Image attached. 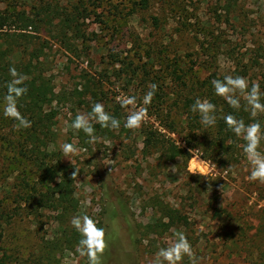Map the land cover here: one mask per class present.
Returning <instances> with one entry per match:
<instances>
[{"label": "rangeland", "instance_id": "rangeland-1", "mask_svg": "<svg viewBox=\"0 0 264 264\" xmlns=\"http://www.w3.org/2000/svg\"><path fill=\"white\" fill-rule=\"evenodd\" d=\"M16 13L25 15L24 29H18L23 22ZM0 15L10 17L0 27V48L13 40L27 45L13 57L26 61L32 51L53 85L47 111L55 115L45 159L60 165L59 175L79 169L72 179L76 202L67 212L40 206L45 188L28 128L17 129L0 102V257L7 264H29L43 241L63 240V231L74 229L71 218L83 214L106 231L102 264H153L178 232L186 234L201 264H264V183L248 181L243 142L227 163L225 154L215 158L207 146L209 129L187 144V133L194 132L187 117L193 104L184 106L187 90L190 98L205 99L200 83L214 75L243 76L264 91V0H147L145 7L140 0H0ZM151 84L158 89L149 119L140 129H126L129 109L118 97L142 100ZM96 102L121 126L111 130L93 122L99 140L90 144L71 125ZM257 120L264 127V113ZM148 132L181 145L184 153L169 159L159 144L146 147ZM65 142L77 145L79 154L66 158ZM193 155L216 169L207 176L191 174ZM172 166L179 171H169ZM158 202L177 209L182 219L149 231L147 225L160 217ZM64 242L52 264H88L74 240ZM183 264H189L187 257Z\"/></svg>", "mask_w": 264, "mask_h": 264}, {"label": "clouds", "instance_id": "clouds-1", "mask_svg": "<svg viewBox=\"0 0 264 264\" xmlns=\"http://www.w3.org/2000/svg\"><path fill=\"white\" fill-rule=\"evenodd\" d=\"M9 74L12 79L6 85L3 115L14 120L17 129H27L31 127V121L21 113L18 106L20 99L28 91L25 84L26 76L18 72L15 67L9 68ZM211 84L215 95L224 98L227 104L237 111L241 108V98L246 101V110L249 111L253 122L245 124L243 119H238L231 113L224 115L222 119L227 128L244 141L242 150L251 166L248 181L264 183V151L260 150L264 141V127L256 119L258 114L264 113V91L261 90L259 82L250 84L246 77L239 75H224L222 80L213 79ZM157 89V84H151L142 100H138L136 96L118 97L121 107L129 109L123 124L126 129H140L149 119L148 106ZM191 111L199 114L200 122L205 127L216 125V105L208 99L197 98L191 106ZM93 122L99 124L101 128L111 130H119L121 126V121L106 111L101 102L94 103L90 112L77 114L71 126L77 131H83L89 137L88 143L94 144L99 138L95 134ZM62 151L66 158L69 155L79 154L78 146L67 142L62 145ZM191 151L193 150L190 149L189 152ZM201 156L191 157L189 171L193 175L207 176L216 169V165L211 160L200 159ZM169 171L175 174L179 170L176 166H172ZM78 173L79 169L74 168L71 178L76 180ZM70 224L80 236L76 253L80 257H86L88 264H102V256L108 248L105 229L98 227V221L87 214L74 215ZM185 257L188 258L189 264H201L202 258L197 256L186 234L178 232L170 246L161 247L157 251L153 264H183Z\"/></svg>", "mask_w": 264, "mask_h": 264}, {"label": "trees", "instance_id": "trees-1", "mask_svg": "<svg viewBox=\"0 0 264 264\" xmlns=\"http://www.w3.org/2000/svg\"><path fill=\"white\" fill-rule=\"evenodd\" d=\"M140 4L142 7L147 6V0H140ZM16 15L19 20L23 22V24L18 26V29H24L27 27L28 24L25 15H19L18 13H16ZM9 18L10 17L8 16L0 15V27L4 26ZM68 20L69 18H66L64 19V22L67 24ZM153 20L157 22L156 17H154ZM27 42L29 43V41ZM27 47V45L17 44L16 40H13V42H9L4 48H0V102H4V96L7 91L6 85L12 79L9 74V68L15 67L18 72L26 76L25 84L28 91L27 94L20 99L18 106L21 113L31 121V127L27 129L29 149L34 156L33 164H35L40 170V176L42 178L41 182L44 183L43 185L45 188V191H41L39 194L38 203L40 206L48 209L51 208L61 214L67 212L70 207L74 205V202H76L73 196V180L67 172L66 174L62 173L59 175V171L61 170L60 165L51 164L45 159L48 152L47 145L50 140L48 137V126L55 115L53 110L47 111V106H49L55 98V93L51 79L42 74L40 68H38L39 61L33 60V58H37V55H34L31 51L30 56L26 61L22 59V55H20V58L18 59L13 57L14 53L16 54L17 52L20 53L25 51V48ZM262 53H264V51ZM177 78H181V75H177ZM213 79L222 80V78L214 75L213 78H207V80L201 81L199 88L202 93L200 97L206 98L216 105L215 114L217 116V123L215 126L205 127L199 120V114L194 113L192 115L188 112L191 111V109H189L187 111L188 122H190L192 126L191 128H194V132L192 134L187 133L190 137L186 140V143L189 144L195 139L197 136L196 132H204L206 129H209L211 137L208 139L209 145L207 146L217 154V157L215 158H220L222 154H225V160L227 163L230 158H235L236 154H238L239 141L243 143L244 141L241 138H237L235 134L227 128L222 117L231 113L238 119H243L245 124H249L253 122V120L250 117L249 111L246 110L244 102L240 101L241 108L237 111L231 108L224 98L215 95L211 84ZM187 94H190L188 90L184 95L185 107H187L189 103L193 104L195 102V100L187 96ZM171 121L175 122L174 118H172ZM143 141L146 147L159 144L163 152L168 155L169 159H173L184 153V149L178 145H175L174 143L168 144L166 141L153 135L152 132L146 133ZM185 155L189 158L191 153L187 151L185 152ZM223 165L225 166L226 164ZM157 204L160 217L154 223L147 225L149 231L161 226H163L164 229H167L182 219L178 214L177 209L171 208L162 202H158ZM164 218H166L167 221H164ZM1 236L2 233L0 232V238ZM63 236V240L65 239V242L67 243L72 242V240H74V243H78V240L80 239V236L75 229L64 230ZM63 240L56 239L55 241H43L38 248L37 254H34L29 258V264H52L56 248L61 246ZM0 264H7V261L0 257Z\"/></svg>", "mask_w": 264, "mask_h": 264}]
</instances>
